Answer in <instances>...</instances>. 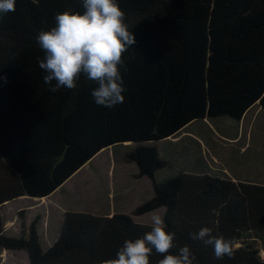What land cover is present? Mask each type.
Segmentation results:
<instances>
[{
  "label": "trees",
  "instance_id": "1",
  "mask_svg": "<svg viewBox=\"0 0 264 264\" xmlns=\"http://www.w3.org/2000/svg\"><path fill=\"white\" fill-rule=\"evenodd\" d=\"M135 44L122 53L124 101L96 105L93 81L49 90L35 36L57 12L83 11L80 0H16L0 17V248L26 250L29 264H109L125 239L150 224L126 213L100 216L67 211L60 234L43 249L34 219L27 235H8L2 206L21 196L45 197L103 148L124 142L139 176L153 180L142 214L164 207L177 247L188 245L193 264H264L244 233H264V184L181 171L163 181L168 161L151 144L197 119H241L256 102L264 110V0H118ZM54 83V82H53ZM242 244L216 259L210 245L191 238L201 227ZM176 249H169L175 253ZM164 254L154 250L149 264Z\"/></svg>",
  "mask_w": 264,
  "mask_h": 264
},
{
  "label": "clouds",
  "instance_id": "2",
  "mask_svg": "<svg viewBox=\"0 0 264 264\" xmlns=\"http://www.w3.org/2000/svg\"><path fill=\"white\" fill-rule=\"evenodd\" d=\"M16 0H0V17L15 10ZM83 11L65 10L54 15V25L35 36L43 57H37L45 73L43 82L49 90L74 89L81 77L93 81L90 90L93 102L108 109L124 101L126 91L121 68L122 53L135 44V37L124 21L118 0H80ZM7 82V77H0ZM54 82V83H53ZM150 230L142 237L125 239L109 264H149L154 250L164 254L159 264H193L190 247H177L174 233L167 230L164 218L156 213L150 217ZM194 240L210 245L216 259L232 257L239 247L234 239L213 236L209 227L190 234ZM175 248V253L169 249Z\"/></svg>",
  "mask_w": 264,
  "mask_h": 264
},
{
  "label": "crops",
  "instance_id": "3",
  "mask_svg": "<svg viewBox=\"0 0 264 264\" xmlns=\"http://www.w3.org/2000/svg\"><path fill=\"white\" fill-rule=\"evenodd\" d=\"M254 107H256V110L250 115L251 110ZM262 112L264 113L263 108L261 107L259 102H256L244 113L241 119L233 118L234 120L237 121V127H238L237 134H231L228 132L220 131L212 125L213 128L211 130V140L214 142L223 139L237 142L239 141V139L243 137V135L246 136V140H244V142L238 145V147L235 148L234 150H236L239 154L242 153L245 154L249 150H251L252 154H250L246 159L241 158V160L244 161L243 164H241V161L238 158V156H235L233 154L229 156L228 160L233 161V163L235 164L234 173L227 165L222 163L223 162L222 157L217 155L218 149L216 152H211L209 146H207L205 143L202 142L203 137L201 135L200 136L197 135L196 133H194L193 135L196 140H199L200 149L202 150L204 155L201 154V156L198 157L199 159L196 162V164L193 163L194 165H192L190 163L188 165H183L180 170L185 172H193V173H208L207 172L208 170L218 173L220 172V170H222V172L227 176L226 178H230L234 181L264 184V178H263L264 176L259 177L258 179L247 178V177H243V179H241L238 177V175H235L246 172L247 173L252 172L257 169L259 175H264L263 150L260 144L256 142V140L255 142H252L253 137L254 136L257 137V134L255 132V125L257 123L260 113ZM185 127L182 128L174 136H170L160 141H154L151 144H155L158 147L157 145L158 142H164V141L176 142L178 141L181 135L190 133L184 131L186 129ZM217 143L215 146H218ZM136 145H137L136 143L128 141L103 148L94 157H92L89 161H87L82 167H80L75 173H73L60 187L54 190L51 194L45 197H33V198L27 195L21 196L19 198L6 202L2 206V208L6 205L16 202L19 199L27 198V199H32L33 201H38L39 206H42L43 208V212H41L42 219L40 218V220L38 221V231H39L40 239L45 240L48 243V247H49L58 238L65 217V213L67 211L89 212L100 216H111L115 213V211L113 209L110 210L105 209V204L109 200L116 201L117 197L123 199L130 192H132L133 188L131 186L133 184L129 182L130 178H135V177L137 179L143 177L150 178L147 175L139 176L138 164L135 161L128 159L127 155L132 150L135 149ZM121 147L123 148L126 147L129 149H122ZM117 150L119 152L118 156L116 155ZM158 150L160 156H164V157L167 156V154L163 153L161 149L158 148ZM168 153L170 154V156H168L169 159H165L168 161V165L156 172L155 174L156 179L159 171L164 170L167 167H170L175 159H178L179 156L184 155L183 151H181L179 155H177L175 150H170L168 151ZM254 163L257 165L258 163L263 165L254 167L253 166ZM151 181L153 186L152 187L153 192L152 193L150 192V196L153 197L154 185L152 179ZM79 188H81V190ZM134 208L135 206L132 207V209ZM158 209H163L165 213L164 207H159L153 211H156ZM119 210H120L119 212H124V213H128L129 211L128 208H120ZM153 211H149V212H153ZM146 213L136 214L134 212L133 218L134 220L139 222L138 216H142ZM54 223L59 224L58 231L55 229ZM24 234L27 235V232ZM6 250H11V249H6ZM14 251H22V250H14ZM26 253L28 254L27 251ZM29 263H30V258H29Z\"/></svg>",
  "mask_w": 264,
  "mask_h": 264
},
{
  "label": "rangeland",
  "instance_id": "4",
  "mask_svg": "<svg viewBox=\"0 0 264 264\" xmlns=\"http://www.w3.org/2000/svg\"><path fill=\"white\" fill-rule=\"evenodd\" d=\"M256 107H254L251 110L250 115L255 112ZM224 132H228L231 134H237L238 132V127H237V121L234 120L231 116L229 115H221L219 117L213 118V119H197L185 127L186 129L184 131L190 132L183 134L179 137L178 141L170 142V141H164V142H158V148L162 150L163 153L167 154V156H160L162 159H169L168 156L170 154L168 151L170 150H175L177 155L183 151L182 156H179L178 159H175L173 164L170 167H167L164 170H161L157 174V181H163L166 178L173 176L175 174H178L181 172V167L183 165H188L193 163L196 164L198 161V157L203 154L202 150L200 149V143L199 140H196L194 137V133L197 135H201L202 142L205 143L207 146H209L211 152H216L218 149V154L220 157L223 159V164L227 165L231 171L234 173L235 171V164L233 161L228 160L230 155H235L238 156V158L241 161V164L244 163L242 159L248 158L250 154H252L251 150H249L247 153H242L239 154L235 148L238 147V145L242 144L244 140H246V136L243 135L239 141L234 142L232 140H219L217 142H214L211 140V130L213 126ZM255 132L257 134V137H253L252 142H256L260 144L262 150H263V155H264V113H260L259 118L257 120V123L255 125ZM190 134V135H188ZM201 142V141H200ZM216 143L218 146H215ZM218 147V148H216ZM122 149H129L126 147H121ZM167 149V151H166ZM234 150V151H233ZM119 152L117 150L116 155L118 156ZM259 165L263 164H255L254 167H258ZM190 170V169H187ZM258 169L254 170L252 172H246L242 174H235L238 175L239 178L243 179V177L247 178H259L264 175H259L258 174ZM208 174L214 175V176H220L226 178L227 176L220 170V172L215 173L213 171H207ZM156 178V177H155ZM264 178V177H263ZM129 182L133 184L131 187L132 192H130L127 196H125L123 199L117 197L116 201L109 200L105 204V209H113L115 213H118L120 208H128L129 211L128 215L133 217V214L136 210V208L149 200L151 198L150 192L152 193V181L148 177H143L137 179L135 178H130ZM111 185V184H110ZM117 185V183H116ZM66 188V187H65ZM81 190V188H79ZM135 206L134 209L132 207ZM132 210V211H130ZM2 216L4 219L5 223V230L8 235L12 236H19L21 234H24L28 232L31 221L38 218L40 220L41 218V212H43L42 206H39L38 201H33L32 199H19L16 202L6 205L2 208L1 210ZM158 214H160L164 218V210L163 209H158L156 211ZM153 212L146 213L142 216H138L139 222L145 223V224H150V217L153 214ZM120 213V212H119ZM124 213V212H122ZM42 219V218H41ZM55 229L58 231L59 224L54 223ZM41 245L43 249H47L48 243L45 240H41ZM242 242H245L246 244L259 249V253L264 251V233H259L257 231H248L244 233ZM236 244L239 246L242 244L240 241H238ZM0 264H29V257L26 251H14V250H6L0 248Z\"/></svg>",
  "mask_w": 264,
  "mask_h": 264
},
{
  "label": "built area",
  "instance_id": "5",
  "mask_svg": "<svg viewBox=\"0 0 264 264\" xmlns=\"http://www.w3.org/2000/svg\"><path fill=\"white\" fill-rule=\"evenodd\" d=\"M259 255L261 256L262 259H264V251H262L261 253H259Z\"/></svg>",
  "mask_w": 264,
  "mask_h": 264
}]
</instances>
